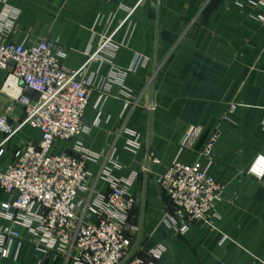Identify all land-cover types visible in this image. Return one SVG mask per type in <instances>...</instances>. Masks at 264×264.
I'll return each instance as SVG.
<instances>
[{
    "label": "crops",
    "instance_id": "crops-1",
    "mask_svg": "<svg viewBox=\"0 0 264 264\" xmlns=\"http://www.w3.org/2000/svg\"><path fill=\"white\" fill-rule=\"evenodd\" d=\"M18 11L13 43L29 45L39 39L63 45L65 69L79 68L112 32L120 47L112 61L91 60L88 104L82 115L88 133L56 140L52 153L76 155L75 145L99 158L89 161L85 191L77 196L88 222V200L109 190L102 169L113 156L112 174L132 179L136 197L130 221L141 239L133 256L155 248L158 264H264V177L247 172L251 160L264 154V0H8ZM101 18V20H100ZM135 54L149 58L146 66L126 75L124 86L108 82L115 65L126 67ZM156 71L153 74V65ZM7 71L0 69V115L13 124L25 116L15 101L19 87L4 88ZM153 77V80H152ZM25 93L31 94L29 90ZM235 104L229 110L230 104ZM192 125L202 127L191 148L180 143ZM217 128L216 160L201 165L223 187L214 202L212 226L192 223L183 235L167 227L169 199L157 182L174 160L191 163L208 133ZM126 129L139 134L140 146L127 147ZM150 156L141 213L146 147ZM4 135L0 133V142ZM40 139V131L24 124L0 146V169L13 161L14 151ZM233 197V198H232ZM11 196L0 188V203ZM232 198V199H230ZM90 201V200H89ZM141 217V220H140ZM11 222L0 217V228ZM0 264H70L72 251L46 250L22 227ZM225 238L223 239V237ZM223 239V240H222Z\"/></svg>",
    "mask_w": 264,
    "mask_h": 264
},
{
    "label": "built area",
    "instance_id": "built-area-1",
    "mask_svg": "<svg viewBox=\"0 0 264 264\" xmlns=\"http://www.w3.org/2000/svg\"><path fill=\"white\" fill-rule=\"evenodd\" d=\"M17 17L18 11L8 0H0V69L7 71L4 88L20 86L15 101L25 113L17 124L0 115V133L4 135L0 146L24 124L39 130L40 139L17 148L13 161L0 169V188L11 196L9 201L0 203V217L11 222L0 228V254L9 255L13 244L20 243L17 227H22L35 235L36 242L46 250L70 249V264H120L138 231L137 225L130 221L137 202L129 191L132 179L114 177L112 169L117 162L109 156V165L102 169L109 190L88 200V212L97 218L88 222L80 213L84 203L77 196L87 187L90 176L87 163L96 161L99 155L81 143L75 145L76 155L51 151L56 140L70 139L90 130V125L82 121L91 84L86 75L87 64L91 60L112 61L120 44L113 40L114 32L104 35L79 68L68 70L62 65L64 47L57 41L39 39L26 45L6 40L15 32ZM259 20L264 22V16ZM148 62L149 58L135 54L124 68L112 65L108 82L125 87L126 75ZM26 89L31 94L25 93ZM234 107L235 104H230L229 110ZM126 131L131 136L127 147L136 150L140 146L139 134L131 129ZM201 132L200 125L190 126L180 149L191 148ZM218 137V129H212L202 146L194 150L193 162L174 160L157 177L172 207L171 212L166 210L163 221L177 234L183 235L195 222L212 226L217 216L214 202L222 198L223 187L200 161L215 162L214 145ZM247 172L258 179L264 177V154L258 153L251 160ZM161 252V248H155L146 255L131 257L124 264H158Z\"/></svg>",
    "mask_w": 264,
    "mask_h": 264
},
{
    "label": "water",
    "instance_id": "water-1",
    "mask_svg": "<svg viewBox=\"0 0 264 264\" xmlns=\"http://www.w3.org/2000/svg\"><path fill=\"white\" fill-rule=\"evenodd\" d=\"M157 67H156V64L154 63L153 65V74L155 73ZM152 80H153V77H152ZM149 156H150V152H149V137H148V141H147V147H146V156H145V159H146V163H145V166H144V175H143V190H142V197H141V213L142 214V207H143V201H144V193H145V185H146V180H147V173H146V169H147V161L149 159ZM140 220H141V217H140ZM140 239H141V231H139L135 241L133 242L128 254L126 255V257L121 261L120 264H124L126 261H128L131 257H133L134 253H135V250L137 248V246L139 245V242H140Z\"/></svg>",
    "mask_w": 264,
    "mask_h": 264
}]
</instances>
